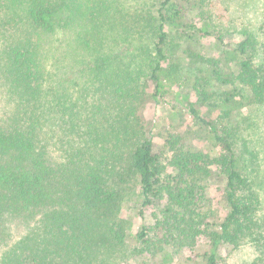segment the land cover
Instances as JSON below:
<instances>
[{
    "label": "trees",
    "instance_id": "obj_1",
    "mask_svg": "<svg viewBox=\"0 0 264 264\" xmlns=\"http://www.w3.org/2000/svg\"><path fill=\"white\" fill-rule=\"evenodd\" d=\"M113 1L80 8L72 0H23L21 22L2 17L9 41L0 58V264H105L104 241L90 227L100 208L104 217L107 189L122 175L117 166L126 162L136 173L143 204L160 188L152 141L138 139L131 118L145 70L135 58H116L120 47L103 29ZM159 5L156 62L149 73L155 91L162 87L166 28L181 17L176 0ZM25 25L31 30L15 40L9 29ZM197 28L209 33L207 21ZM241 31L234 49L238 69L229 81L247 87L248 103L264 104V7L258 22ZM213 132L223 152L213 158L177 152L172 158L179 177L226 167L230 210L220 231L210 234L206 264H220L223 243L245 241L257 252L250 264H264V210L251 189L252 176L238 168L228 138ZM176 187L159 190L168 204L155 228L192 246L202 233V216L192 207L193 187Z\"/></svg>",
    "mask_w": 264,
    "mask_h": 264
},
{
    "label": "rangeland",
    "instance_id": "obj_2",
    "mask_svg": "<svg viewBox=\"0 0 264 264\" xmlns=\"http://www.w3.org/2000/svg\"><path fill=\"white\" fill-rule=\"evenodd\" d=\"M0 1V22L5 15L21 22L23 0ZM93 1L103 3V0H72L80 8ZM176 1L181 7L177 15L181 17L166 28L162 87L158 91L149 73L156 62L154 42L158 35L160 0H114L105 16L108 23L103 29L114 47H120L115 49L120 54L116 58H135L145 70L139 80L143 89L131 118L138 139L152 141L160 184L150 203L143 204L136 173L126 162L117 166L122 175L107 189L110 199L104 217L100 216V208L90 227L94 236L104 241V247L100 248L105 264H206L204 254L211 246L210 234L220 231V223L230 210L225 200L226 167L212 165L207 175L196 172L179 177L180 171L172 158L177 152L196 151L209 158L223 152L213 130L231 142L238 168L252 176L251 189L264 210V104L248 103L247 87L229 81L238 69L240 55L234 49L244 37L241 30L258 22L264 0ZM165 7L170 10L169 4ZM104 10L100 5L103 14ZM202 21L209 24L208 34L197 28ZM30 30L26 25L14 26L9 32L16 40ZM8 41L0 25V58ZM86 68L83 66L82 73L87 75ZM175 185L193 187L192 207L202 216V233L195 237L192 246L169 237L165 228L161 231L155 228L168 204L166 194L159 190ZM141 230L145 232L143 238L136 236ZM93 247L96 248L94 244ZM219 251L220 264H250L257 253L248 241L237 246L223 243Z\"/></svg>",
    "mask_w": 264,
    "mask_h": 264
}]
</instances>
